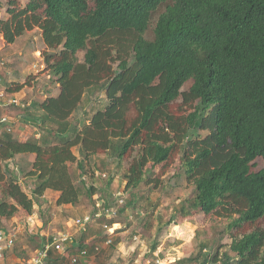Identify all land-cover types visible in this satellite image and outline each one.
<instances>
[{
  "label": "trees",
  "instance_id": "1",
  "mask_svg": "<svg viewBox=\"0 0 264 264\" xmlns=\"http://www.w3.org/2000/svg\"><path fill=\"white\" fill-rule=\"evenodd\" d=\"M166 2L7 1L0 34L11 44L38 28L60 91L35 104L43 112L40 138L22 140L0 125V219L32 215L48 191L58 193V206L77 205L82 191L71 165L94 177L101 153L118 164L130 159L127 189L160 187L176 164L174 179L194 185L197 210L238 215L231 229L253 225L233 237V256L216 252L199 264H264V166L255 169L264 160V0H172L147 39L154 12ZM95 86L107 103L80 126L71 117ZM20 176L32 180L29 192ZM97 192L86 189L90 199ZM18 237L6 253L19 254ZM51 241L41 235L29 258ZM82 249L89 254L85 237L73 238L69 251ZM64 259L50 250L47 264Z\"/></svg>",
  "mask_w": 264,
  "mask_h": 264
},
{
  "label": "rangeland",
  "instance_id": "2",
  "mask_svg": "<svg viewBox=\"0 0 264 264\" xmlns=\"http://www.w3.org/2000/svg\"><path fill=\"white\" fill-rule=\"evenodd\" d=\"M7 1L0 0V19L8 15ZM171 3L172 0H167L154 12L146 33L147 39L154 38L156 21ZM47 50L38 28L26 32L11 44L0 34V103L5 104L3 111L12 121L11 132L22 140L31 136L40 138L44 132L41 121L43 112L35 104L60 91L57 76L49 71L45 62L43 53ZM77 59L84 60V51L78 52ZM19 83L27 85L18 92L8 91ZM12 101L15 103L12 104ZM106 103L104 90L91 87L84 93L71 120L81 126L88 122L95 109ZM31 105L35 107L26 111L25 108ZM75 152L78 154L77 149ZM95 162L94 177H82L76 164L71 165L76 185L82 191L81 201L77 205L58 206V193L48 191L36 203L32 215L21 211L13 219H0V228L12 229L20 224L22 233L14 251L19 252L21 263L39 248L41 235L49 237L66 233L78 240L84 236L89 255L98 264H199L216 252L221 257L225 254L233 256L230 249L233 237L242 236L253 229L251 224L231 229L230 224L238 215L232 218L206 216L197 210L193 206L194 185L186 179L177 182L174 179L179 165H172L163 174L162 185L158 188L141 185L138 189H127L124 173L129 166V158L123 164H118L111 154L101 153L95 156ZM11 165L15 166L13 162ZM263 166L264 160L258 159L255 169ZM161 167L157 166L154 171L160 172ZM19 181L29 192L32 180L20 176ZM91 185L98 191L92 199L86 194V189ZM122 206L125 210L120 212ZM107 208L112 213L101 215V221L94 219L85 231L75 223L79 218L103 212ZM104 224L115 230L114 233L109 231L111 236ZM109 237L112 242L108 245ZM63 264H69L66 258ZM216 264L223 263L219 261Z\"/></svg>",
  "mask_w": 264,
  "mask_h": 264
},
{
  "label": "built area",
  "instance_id": "3",
  "mask_svg": "<svg viewBox=\"0 0 264 264\" xmlns=\"http://www.w3.org/2000/svg\"><path fill=\"white\" fill-rule=\"evenodd\" d=\"M15 101V100H14ZM12 104L15 102H11ZM4 103H0V125H5L4 127L8 131H12V127H10L11 120L9 116L4 113L2 110L4 107ZM112 211L110 208H107L103 212H97L94 215H87L83 218H79L75 221L76 224L81 226L82 230L87 228V225L92 222L94 219L99 218L101 215L106 214L110 215ZM104 227L108 230V235L111 236V233H114L111 227L108 224H104ZM109 231H112L109 233ZM21 232L20 224L13 227L12 229H0V261H2L5 257V253L10 250L18 237V234ZM73 240V236H70L66 233H58L52 236V241L46 244L43 248L38 250L31 258L26 259L22 264H47V259L49 257L50 250L55 252H59L69 260L70 264H77L81 261L82 258L87 257L88 251L86 249L80 250L78 253H71L69 251L70 244ZM111 237L108 238L107 244H111Z\"/></svg>",
  "mask_w": 264,
  "mask_h": 264
},
{
  "label": "crops",
  "instance_id": "4",
  "mask_svg": "<svg viewBox=\"0 0 264 264\" xmlns=\"http://www.w3.org/2000/svg\"><path fill=\"white\" fill-rule=\"evenodd\" d=\"M13 218H11V219H13ZM2 220L4 221L5 219H2ZM3 228L4 229H9V228H5V227H3ZM0 229H2V228H0ZM70 252L71 253H76V251H74V250H71ZM63 256L65 257V255H63ZM67 261L69 262L68 259H67ZM15 262L18 263V264H22L21 263V259L19 258V256L17 254L13 253V252H10V253H5V257H4V259L2 261H0V264H15ZM69 264H70V262H69ZM77 264H98V262L95 261L94 258H92V256L88 255L87 257L82 258L81 261L79 263H77Z\"/></svg>",
  "mask_w": 264,
  "mask_h": 264
}]
</instances>
